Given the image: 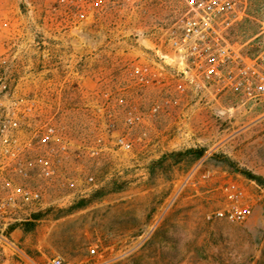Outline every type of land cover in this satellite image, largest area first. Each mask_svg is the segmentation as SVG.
I'll use <instances>...</instances> for the list:
<instances>
[{
	"label": "rangeland",
	"instance_id": "obj_1",
	"mask_svg": "<svg viewBox=\"0 0 264 264\" xmlns=\"http://www.w3.org/2000/svg\"><path fill=\"white\" fill-rule=\"evenodd\" d=\"M183 10V0H0V80L19 97L36 95L42 117L57 112L65 141L82 154L52 180L2 171L0 199L22 185L42 196L0 214V264L53 256L74 264H264V185L246 176L264 181V100L243 103L189 84L178 94L175 81L141 87L133 75L166 52ZM263 23L264 0H250L230 37L255 53ZM104 93L117 112L110 119L99 112ZM116 95L140 115L135 130L125 129ZM19 127L27 139L30 129ZM123 134L133 141L128 151L112 144ZM97 139L105 147L91 158ZM188 149L203 154L184 155ZM229 182L255 197L241 223L213 216Z\"/></svg>",
	"mask_w": 264,
	"mask_h": 264
},
{
	"label": "built area",
	"instance_id": "obj_2",
	"mask_svg": "<svg viewBox=\"0 0 264 264\" xmlns=\"http://www.w3.org/2000/svg\"><path fill=\"white\" fill-rule=\"evenodd\" d=\"M184 10L176 27L166 39V52L158 54L159 61L151 65L138 64L132 69L139 86H170L185 93V85L209 87L215 93L230 94L243 103L264 100V23L256 39L255 53L244 50L231 39L233 27L246 17L250 0H183ZM174 61L176 69L165 60ZM104 105L99 112L110 119L117 112L110 107V95L104 93ZM114 103L124 115V127L133 131L141 122L137 110L127 105L124 96L116 95ZM166 105L171 104L166 101ZM37 96L19 97L16 88L0 80V174L6 167L13 168L22 180L30 179L31 171L44 180H52L58 168L70 159H79L81 153L71 151L61 129L52 117H42ZM158 107L152 109L157 113ZM29 130L27 139H20L18 128ZM112 144L128 151L133 141L128 135L113 137ZM91 147V146H90ZM105 143L97 139L88 155L98 156ZM39 151V152H38ZM30 153L34 157H30ZM92 182V177H87ZM40 190L28 186H15L0 199V214L12 210L19 202L24 205L38 203ZM255 197L243 186L229 182L222 187L221 207L213 216L233 223L245 221L255 207ZM96 247L89 253L95 254ZM23 264H38L31 260ZM42 264H74L60 256L47 258Z\"/></svg>",
	"mask_w": 264,
	"mask_h": 264
},
{
	"label": "trees",
	"instance_id": "obj_3",
	"mask_svg": "<svg viewBox=\"0 0 264 264\" xmlns=\"http://www.w3.org/2000/svg\"><path fill=\"white\" fill-rule=\"evenodd\" d=\"M183 154L184 155H190V156L192 155L195 158H200L202 156V154H203V150L202 149H188ZM246 176H248L250 178H253L254 180H256L257 182H259L260 184H263L264 185V181L261 178L252 176L250 174H247ZM36 217L37 216H35V218Z\"/></svg>",
	"mask_w": 264,
	"mask_h": 264
}]
</instances>
